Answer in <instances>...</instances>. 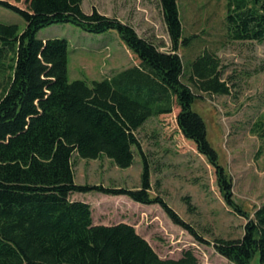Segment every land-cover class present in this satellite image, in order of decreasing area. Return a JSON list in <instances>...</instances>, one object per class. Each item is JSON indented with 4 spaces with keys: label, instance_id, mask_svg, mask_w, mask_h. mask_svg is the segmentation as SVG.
<instances>
[{
    "label": "trees",
    "instance_id": "16d2710c",
    "mask_svg": "<svg viewBox=\"0 0 264 264\" xmlns=\"http://www.w3.org/2000/svg\"><path fill=\"white\" fill-rule=\"evenodd\" d=\"M0 0L25 26L0 23V264H198L192 250L162 258L126 222L95 224L90 205L73 193L126 196L157 204L198 244H209L233 264H264V203L250 214L234 199L232 185L209 143L206 125L192 109L198 92L228 95L219 57L209 51L188 64L178 51L184 36L178 0H159L170 48L141 37L135 28L83 0ZM69 23L83 31H115L137 63L100 80L68 79V43L39 38L40 29ZM224 29L230 41L264 43V0H226ZM178 131L214 168L226 205L245 220L239 238L205 240L159 194L151 195V165L136 132L150 119L172 113ZM252 131L264 151V115ZM139 155L137 188L78 184L73 154L106 157L125 169Z\"/></svg>",
    "mask_w": 264,
    "mask_h": 264
},
{
    "label": "rangeland",
    "instance_id": "374dc122",
    "mask_svg": "<svg viewBox=\"0 0 264 264\" xmlns=\"http://www.w3.org/2000/svg\"><path fill=\"white\" fill-rule=\"evenodd\" d=\"M14 2V0H9ZM23 0L19 1L23 5ZM226 0H178L183 35H193L190 45L178 54L188 64L206 50L215 53L222 78L231 89L228 95H200L192 109L204 120L209 143L216 151L232 185L233 199L253 213L264 203V151L252 125L264 115V43L230 41L224 29ZM99 12L130 23L137 33L159 46L170 48L159 0H83L85 12ZM0 23L16 24L23 19L0 6ZM37 36L62 38L68 43V79L100 80L113 70L135 65L137 59L115 31L94 34L69 23L44 27ZM2 76L0 74V86ZM174 105L170 114L148 119L136 132L151 165V195L159 194L177 214L205 240L239 238L245 220L226 205L215 170L194 143L178 131ZM74 180L78 184L137 188L141 161L135 152L133 164L117 167L106 157L82 159L73 154ZM70 198L87 202L95 224L126 222L133 225L162 258H178L190 249L198 264H233L209 244H198L185 230L172 223L157 204L142 205L126 196L98 192L73 193ZM250 264H259L256 255Z\"/></svg>",
    "mask_w": 264,
    "mask_h": 264
}]
</instances>
